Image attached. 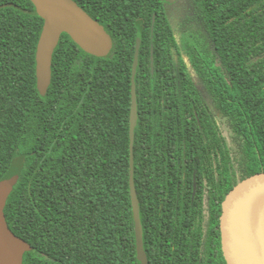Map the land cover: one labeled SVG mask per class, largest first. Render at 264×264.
<instances>
[{"label": "trees", "instance_id": "trees-1", "mask_svg": "<svg viewBox=\"0 0 264 264\" xmlns=\"http://www.w3.org/2000/svg\"><path fill=\"white\" fill-rule=\"evenodd\" d=\"M113 39L93 56L63 34L46 94L31 0H0V182L30 245L25 264H141L135 183L149 264H227L222 203L264 171V0H74ZM153 50V55H152ZM152 56L154 57L152 69Z\"/></svg>", "mask_w": 264, "mask_h": 264}, {"label": "water", "instance_id": "water-1", "mask_svg": "<svg viewBox=\"0 0 264 264\" xmlns=\"http://www.w3.org/2000/svg\"><path fill=\"white\" fill-rule=\"evenodd\" d=\"M38 16L44 20L36 53L37 86L46 94L52 82L53 56L63 34L86 53L107 56L113 48V39L106 28L92 18L74 0H31ZM172 2L173 0H167ZM153 55V50H152ZM154 57L152 56V69ZM139 62L132 70L130 114V193L135 222L138 260L149 264L144 242L140 200L135 183V131L138 125V97L136 76ZM15 167L0 182V264H25L30 245L9 227L5 215L7 202L21 176ZM264 204V171L237 183L225 196L220 215L222 250L227 264H259L249 229V217L254 205Z\"/></svg>", "mask_w": 264, "mask_h": 264}, {"label": "bare ground", "instance_id": "bare-ground-1", "mask_svg": "<svg viewBox=\"0 0 264 264\" xmlns=\"http://www.w3.org/2000/svg\"><path fill=\"white\" fill-rule=\"evenodd\" d=\"M249 229L259 264H264V204L253 206L249 217Z\"/></svg>", "mask_w": 264, "mask_h": 264}, {"label": "flooded vegetation", "instance_id": "flooded-vegetation-1", "mask_svg": "<svg viewBox=\"0 0 264 264\" xmlns=\"http://www.w3.org/2000/svg\"><path fill=\"white\" fill-rule=\"evenodd\" d=\"M226 260V259H225Z\"/></svg>", "mask_w": 264, "mask_h": 264}]
</instances>
